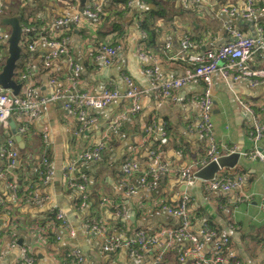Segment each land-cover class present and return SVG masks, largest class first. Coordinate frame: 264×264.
<instances>
[{
  "label": "crops",
  "instance_id": "obj_1",
  "mask_svg": "<svg viewBox=\"0 0 264 264\" xmlns=\"http://www.w3.org/2000/svg\"><path fill=\"white\" fill-rule=\"evenodd\" d=\"M95 1L0 0V18L21 7L28 20L40 23L31 41L34 48L22 45V53L28 52L23 64L31 69V85L45 100L31 119L10 117L18 138L10 125L0 124V264H19L25 255L31 264H72L67 256L73 253L81 257V264H195L211 255L223 238L228 244L221 264H264V160L245 155L253 149L254 119L264 120V47L247 60L243 79H225L218 72L211 76V135L219 148L239 153L232 167L215 174L241 176L239 190L185 187L179 172L205 156L207 134L199 128L197 100L202 86L190 82L168 97L158 94L162 82L181 77L190 67L189 54L231 40L227 26L251 36L257 26L264 29V0H253L256 10L250 17L218 11L220 5L241 10L246 0H200L198 8L190 0H120L107 3L102 18L56 25L57 18L72 16ZM9 31L8 25L0 24L1 61ZM41 35L62 39L67 55L45 66L52 48ZM184 36L196 48L185 50ZM103 45L116 48L108 64L102 60ZM149 70L155 72V80ZM124 75L141 92L138 111H131V102L123 97L102 108L85 107L81 116L66 107L75 90L100 95L111 88L122 95ZM53 95L58 97L50 99ZM9 137L18 161L11 176L2 151ZM99 145V159L79 157ZM257 148L264 155V133ZM155 155L168 170L153 179L148 173L159 163ZM44 159L52 170L46 181ZM128 159L138 169L126 177L122 164ZM141 176L151 180L150 187L141 184ZM13 177L24 189L30 187L37 201L26 202L23 194L14 192ZM69 179L83 182L84 189L69 185ZM185 194L188 231L200 236L205 226L210 227L215 233L210 240L199 249L187 238L166 236L145 248L132 246L139 231L178 227L180 219L163 206L177 205ZM57 212L63 214L66 227L59 226ZM86 223L99 224L105 235L87 230ZM107 239L118 244L115 251L102 249Z\"/></svg>",
  "mask_w": 264,
  "mask_h": 264
},
{
  "label": "built area",
  "instance_id": "obj_2",
  "mask_svg": "<svg viewBox=\"0 0 264 264\" xmlns=\"http://www.w3.org/2000/svg\"><path fill=\"white\" fill-rule=\"evenodd\" d=\"M107 1L108 0H97L91 6L82 7L80 12L75 13L72 16H63L57 18L55 20V23L58 26H66L70 24L77 25L84 17L94 19L99 18L103 11V5ZM190 2L194 7H199L200 0H190ZM245 3L246 4L244 8H242L241 10H236L235 7L230 5H220L218 7V11L229 16L239 15L241 17H250L254 14L256 8L254 6L253 0H246ZM23 28L25 30V36L29 30H37L39 28V25L37 22H34L30 26V28L26 26H23ZM226 30L231 36V40L221 46H218L216 49H209L203 52L189 54L187 57L191 65L190 67L185 69L184 74L181 77L164 81L158 86V94L161 97L170 96L174 90L190 82H196L202 86V90L197 98L199 107L198 120L200 130L207 134V144L205 148L204 159H201L197 164H192L185 167L179 172V176L180 178H182L185 183V187L187 188H192L195 185H198L209 191L239 190L242 182V177L239 175L228 177L225 174H215L214 177L210 180H203L195 177V172L206 165L208 162L216 161L220 156L227 155L233 152V150L229 147L219 148L211 135L212 123L210 116L213 103L211 93L212 74L218 72L222 76V78L225 79H243L247 75V60L251 57L255 50L264 47V29L261 26L256 27L257 32L254 36L246 35L239 29L231 26H227ZM40 39H42L47 43L48 46L52 48L44 58L45 66H49L53 58L63 54L67 55V49L62 39L50 40L42 35ZM22 43L23 41H21L20 44L23 45ZM34 44L35 41L28 43L27 48L29 50L33 49ZM181 45L185 50L196 48V44H194L187 36H184L182 38ZM100 49L103 52V62L106 64L110 63L116 53V48L103 45L100 47ZM70 65L71 68L76 70V64H72L70 62ZM1 66L2 61L0 60V69ZM149 74L152 76L153 80H155V72L149 70ZM31 75V69H28L26 73H22L18 76L17 82H21L22 84L20 91L17 94H12L10 90L3 89L0 86V124H2L3 126H7L8 118L13 116H19L22 119L33 118L38 114L40 105L45 102V100L39 98L35 89L31 85ZM123 79L126 84V89L122 95L111 88H106L100 95H93L85 91L75 90L70 96V102L66 104V107L81 116L85 107L102 108L105 107L113 99L117 97H123L131 102V111H138V100L141 92L135 86L133 80L129 76L124 75ZM57 97L58 95H53L50 97V99H54ZM27 124L28 123L20 127V129L25 130L27 128ZM263 133L264 120L254 119L253 127L250 132L251 138L253 140V149L250 152L245 153V155L254 159L264 160V155L257 148V141L261 138ZM12 145L13 140L11 137H9L6 139V142L2 148L3 153L7 156V166L5 171L9 174V176H11L12 168L15 166L17 161V152L12 148ZM102 149V145H99L95 148L81 153L79 157L87 160H97L101 156ZM152 153L154 154V152ZM155 156L158 160V155ZM158 162L159 163H157V166L155 168H152L148 173L153 179L156 177L157 172H166L168 170V167L164 163L159 160ZM44 163L45 171L43 179L44 181H46L51 177L52 170L49 168L46 159H44ZM137 169V163L132 159L125 160L122 164V172L126 177L136 172ZM140 182L142 185L148 187L151 186V180H149L147 176H141ZM17 185V180L13 177L10 187L14 192H17ZM69 185L77 187L81 190L84 189L83 182L75 181L74 179H69ZM132 191L133 188H129L128 192L130 193ZM23 198L26 202L30 203L37 201V198L33 195L30 187L27 188V191L25 195H23ZM188 199V195L185 194L182 196V199L177 205L163 206L164 210L167 213L177 216L180 219V224L178 225V227L160 228L154 233L139 231L135 234V237L132 241V246L145 248L154 243L158 238L166 236L171 239L187 238L190 240L195 249H199L202 244L210 240L211 237L215 234L210 227L205 226L202 229L200 236H195L188 231ZM241 199H246V197L242 195ZM55 219L59 222V226H67V221L62 213L57 212L55 214ZM84 227L87 230L98 232L102 236L105 235L104 229L99 224L86 223ZM227 244V238L221 239V241L217 243L211 255L197 260L195 264H221V253L227 247ZM117 247L118 244L107 239L102 249L107 252H113L117 249ZM67 259L71 260L72 264H81L82 260L77 253H73L71 256H67ZM19 264H31V258L25 255Z\"/></svg>",
  "mask_w": 264,
  "mask_h": 264
},
{
  "label": "water",
  "instance_id": "obj_3",
  "mask_svg": "<svg viewBox=\"0 0 264 264\" xmlns=\"http://www.w3.org/2000/svg\"><path fill=\"white\" fill-rule=\"evenodd\" d=\"M83 4V3H82ZM84 7V5L82 6ZM0 24L8 25L10 31L7 35V53L0 69V86L3 89L10 90L12 94H17L21 88V82L15 80L17 62L21 55L22 45L25 30L20 22L19 16H3L0 18ZM8 125L12 127V133L18 138L16 130L13 128L14 123L11 118L7 120ZM239 157L238 152H232L228 155L220 156L216 161H210L195 172V177L203 180H210L214 177L215 173L224 167H232ZM18 164V161H16ZM185 185V183H184Z\"/></svg>",
  "mask_w": 264,
  "mask_h": 264
},
{
  "label": "trees",
  "instance_id": "obj_4",
  "mask_svg": "<svg viewBox=\"0 0 264 264\" xmlns=\"http://www.w3.org/2000/svg\"><path fill=\"white\" fill-rule=\"evenodd\" d=\"M120 0H108L104 5H103V11L105 12V9H106V4L107 3H117V2H119ZM0 11L2 12L3 11V7H1V9H0ZM103 11H102V13H103ZM10 14H12V15H16V16H19V18H20V22H21V24L23 25V26H26V27H29L30 28V26L35 22V21H33L34 19H30V20H28V17H27V15H25V12H24V10H23V8H21V7H18L17 8V10H15V11H10ZM104 15L103 14H101L100 16H99V18H102ZM37 22V21H36ZM38 23V25H39V28L37 29V30H29L26 34H27V40L25 39V36L23 35V49H25L27 46L26 45H28V43H30L31 41H32V39L34 38V35H35V33H37L38 31H39V29H40V23L39 22H37ZM142 26H143V29H146L147 30V28H146V26H145V22L142 24ZM148 31V30H147ZM29 36V37H28ZM27 49V48H26ZM27 54H28V52H24V53H21V55H20V57H19V60H18V62H17V68H16V74H15V80L16 81H18V76L20 75V74H22V73H26L27 72V70H26V68H24V61L26 60V56H27ZM2 63H3V61H2ZM16 170H18V171H20V168L18 169V168H15ZM17 171V172H18ZM17 184H18V187H17V193H19V194H23V195H25V193H26V191H27V188L26 189H24L23 188V185L22 184H20L19 185V182L17 181ZM24 189V190H23Z\"/></svg>",
  "mask_w": 264,
  "mask_h": 264
},
{
  "label": "rangeland",
  "instance_id": "obj_5",
  "mask_svg": "<svg viewBox=\"0 0 264 264\" xmlns=\"http://www.w3.org/2000/svg\"><path fill=\"white\" fill-rule=\"evenodd\" d=\"M82 1V0H81Z\"/></svg>",
  "mask_w": 264,
  "mask_h": 264
}]
</instances>
